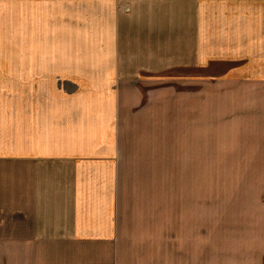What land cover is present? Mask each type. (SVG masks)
Masks as SVG:
<instances>
[{"label":"rangeland","instance_id":"rangeland-1","mask_svg":"<svg viewBox=\"0 0 264 264\" xmlns=\"http://www.w3.org/2000/svg\"><path fill=\"white\" fill-rule=\"evenodd\" d=\"M81 9L0 0V156L113 138L117 264H264V98L230 104L215 64L198 96L179 67L117 82L100 66V20ZM11 167L0 161V224Z\"/></svg>","mask_w":264,"mask_h":264},{"label":"crops","instance_id":"crops-1","mask_svg":"<svg viewBox=\"0 0 264 264\" xmlns=\"http://www.w3.org/2000/svg\"><path fill=\"white\" fill-rule=\"evenodd\" d=\"M69 1L81 5L76 19L100 20V66L115 67L117 82L124 72L137 82L179 67L182 93L198 96L205 68L215 64L218 72L209 81L219 91L229 86L230 104L244 94L264 98V10L254 5L264 0ZM108 70L102 75L108 77ZM76 139L59 147L36 142L0 156L7 165H21L5 172L11 181L0 224L3 264L119 262L118 145L113 138L91 136L79 144Z\"/></svg>","mask_w":264,"mask_h":264}]
</instances>
